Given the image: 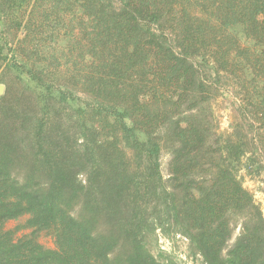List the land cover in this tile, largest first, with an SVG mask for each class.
I'll return each mask as SVG.
<instances>
[{"label":"trees","instance_id":"trees-1","mask_svg":"<svg viewBox=\"0 0 264 264\" xmlns=\"http://www.w3.org/2000/svg\"><path fill=\"white\" fill-rule=\"evenodd\" d=\"M223 71L264 128V0H0V264H165L159 234L264 264L252 140L207 113Z\"/></svg>","mask_w":264,"mask_h":264},{"label":"rangeland","instance_id":"rangeland-1","mask_svg":"<svg viewBox=\"0 0 264 264\" xmlns=\"http://www.w3.org/2000/svg\"><path fill=\"white\" fill-rule=\"evenodd\" d=\"M171 30V29H170ZM23 32L20 36H23ZM7 77L12 72L6 71ZM217 82L221 84L220 90L210 89L206 96L210 95V109L207 106V113L210 114L212 127L217 126V130L224 133H232L235 128H241L244 133L252 140V148L249 154H253L257 164L261 168L248 175L246 170H242L244 185L253 192L255 198L261 203L264 210V128L260 126V117L256 105L251 102L248 93L252 88L247 81L238 83L232 73L223 71L221 77H216ZM3 84V83H0ZM4 85V92L6 85ZM207 90V89H206ZM2 94V95H3ZM190 104L184 105V110H188ZM255 122L256 124H252ZM256 127V128H255ZM170 154L164 149L161 155L162 171L165 176L168 175V163ZM28 216H23L18 220H10L5 224L7 229L14 231L16 239L30 233V229L25 228V222ZM38 240L47 247H53L52 238L41 232L37 234ZM152 252L160 258L165 264H202L200 260H195L189 256L188 240L182 235L166 237L159 234L157 242L151 246ZM164 252V253H162ZM167 254L168 258L164 255Z\"/></svg>","mask_w":264,"mask_h":264},{"label":"water","instance_id":"water-1","mask_svg":"<svg viewBox=\"0 0 264 264\" xmlns=\"http://www.w3.org/2000/svg\"><path fill=\"white\" fill-rule=\"evenodd\" d=\"M4 90V85L3 84H0V95H2L3 94V91Z\"/></svg>","mask_w":264,"mask_h":264}]
</instances>
